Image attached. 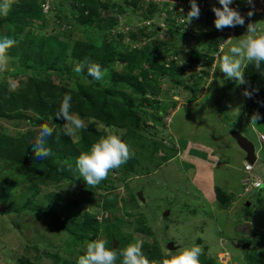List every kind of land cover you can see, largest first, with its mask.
<instances>
[{"label": "rangeland", "instance_id": "rangeland-1", "mask_svg": "<svg viewBox=\"0 0 264 264\" xmlns=\"http://www.w3.org/2000/svg\"><path fill=\"white\" fill-rule=\"evenodd\" d=\"M18 1L22 0H15ZM100 1L110 8H98L95 20L117 18L118 23L112 27L100 28L95 21L86 28L72 7L76 0H39L43 13L38 18L43 25L32 19L30 23L20 22L22 29L18 32L16 24L9 20L0 25V37L17 41L8 55L11 51L18 54L9 55L8 70L0 75V110L5 112L0 115V137L24 136L39 130L44 123L55 129L63 128L64 121L57 122L49 111L40 113L31 105L27 107L24 100L16 104L17 96L6 93L14 84L15 90L11 92L19 90L17 93L22 95L30 76L42 80L45 88L54 80L57 86L66 85L68 90H74V82L78 81L110 92L119 102L127 94L136 102L145 95L150 100L142 110L155 118H147L144 131L113 125L124 130L122 138L135 152L129 160L134 159V164L127 162L93 189L72 179L49 178L46 168L23 162L25 153L15 145L10 147L9 157L7 152L0 153V264L77 262L83 254V232L72 227V220H83L87 212L104 222L107 212L102 206L103 197L109 194L115 197L117 216L124 220L117 232L133 235L129 243L139 238L159 248L163 256L169 250V240H174L179 248L199 244L204 249L200 259L212 257L211 264H251L248 254L264 258V190L253 187L246 191L251 183L243 182L248 174L237 168L244 166L245 151L236 137L240 134L253 141L258 154L253 174L264 179V147L258 137L259 132H264V123L252 124L249 119L256 112L247 104L242 84L225 78L217 68L220 50L211 54L195 40H185L187 33L216 29L212 11L216 0H209L208 9H201L204 16L200 14L191 23H183L189 10L180 11L182 0H171L168 5L138 0V8L129 0ZM47 2L50 8L45 10ZM183 2L190 5L189 0ZM86 3L93 6L91 0ZM152 3L159 5L160 13L147 19L146 9ZM12 9L13 4L6 16ZM174 13L184 19H175L172 28L165 20ZM6 16L0 15V21ZM244 18L245 24L235 27L232 43L246 31L249 22L257 21L264 26V11ZM131 28L145 31L144 38L131 41ZM156 41L167 42L166 49L156 51L146 64L164 65L166 74L158 73L145 80L140 68L131 67L120 58L130 48L150 51L157 47ZM89 43L94 48L84 54L83 49ZM109 44L115 47L114 55L119 59L108 61L104 82L85 76L86 70L79 74L73 71L82 61L102 62L101 57L107 51L104 52V46ZM228 46L229 42L221 48L226 50ZM191 49L200 54L199 63L190 59ZM130 75L139 77L146 94L135 92L123 81L124 76ZM53 101L59 99L53 97ZM71 111L76 113L73 103ZM82 118L86 124L94 123L104 134L105 129L112 127L94 116ZM70 141L79 151L88 150L81 143V131ZM229 161L235 166L227 167ZM216 187L232 199L228 207L212 200L215 191L211 190ZM140 193L145 200L138 197ZM134 195L138 198L131 201ZM167 209L171 210L169 216H165ZM247 222L251 232L240 231L239 225ZM143 227L150 232L141 230ZM103 230L101 224L98 237L106 239ZM249 240L252 244L244 248L242 242ZM179 248L171 251L175 253ZM152 264L161 262L153 260Z\"/></svg>", "mask_w": 264, "mask_h": 264}, {"label": "trees", "instance_id": "trees-1", "mask_svg": "<svg viewBox=\"0 0 264 264\" xmlns=\"http://www.w3.org/2000/svg\"><path fill=\"white\" fill-rule=\"evenodd\" d=\"M88 1L89 0H76V2L72 4L73 9L75 8L74 10L78 11V13L80 14V23H82L86 28L93 24L95 21L98 23V26L100 28L112 27L115 23H118L117 18L113 19L108 17H100L98 20H95L98 8L102 6H109L107 4L103 5L100 0H91L93 1V6L90 7L86 3ZM129 1H131V3H133L134 6L138 8V0ZM233 4L234 8L237 9H246L248 7L247 2H244L242 0H233ZM118 7L121 6L118 5ZM148 7L150 8L148 10L146 9L145 13V17L147 19L152 18L156 14L160 13L158 12V10L160 11L159 5L152 3L149 4ZM88 8L90 9V11ZM42 13L43 11L39 0H22L14 2L11 13L0 21V25L5 20H9L10 22L16 24L15 32H18L22 29L20 22L30 23L31 19L36 20L38 24L43 25L44 22H41L38 18ZM176 16L177 14L174 13V15L169 16L165 20L166 23H169L170 27L172 28H174V21L176 19ZM131 29H133L132 31H130L131 41H141L144 38L145 34L143 33H145V31L142 32L141 29L139 31L134 30V28ZM171 31H173V29ZM222 36L223 35L220 34L217 29L203 30L199 31V34L187 33L185 40H195L197 45H202L206 49H208L211 54H215L219 51L220 39ZM154 43L157 45V47H159L160 45L162 47H154L149 51L148 48H130L128 46V48L130 49H128L125 53H122L120 58L129 66L140 68L141 75L145 80H150V78L153 79V75L158 73L166 74L163 71V68L166 66L162 65L160 67L157 64L151 66L146 64V61L151 60L152 56L156 54V51L160 52L166 49L164 45H167V42L156 41ZM93 48L94 44H87L83 49L84 54L90 52L91 50H93ZM114 48L115 47L110 44L104 46V52L106 50L107 51L101 57L102 62H99V64H101L104 68L107 67L108 61L119 59L114 55ZM189 51L190 59L194 63H199L202 59L200 54L192 49ZM14 53L11 51L9 52V55L13 57L18 56V54ZM24 57L28 58L27 56ZM211 59L213 58L211 57ZM261 68L262 70H264V64L261 65ZM179 72L181 71L176 70V73ZM18 73L19 72H17L16 74ZM84 75L90 77L86 72L84 73ZM245 76L248 80V84H243V90L245 91V89H248L253 93L250 98L245 96L246 102L249 105L250 109H252L254 112L260 113L261 118L258 120L259 123H264V109L262 107L264 106V104L261 102L262 98L264 97V75H261L260 71H257L251 64H249L245 69ZM121 78H123V76ZM28 79L29 82L25 85L22 91L24 93H22V95L20 93H17L19 92V90H17L16 92L7 91L6 93L10 96H17L18 99L15 102L16 104H18V100H24L26 106L31 105L32 107H35L40 113L49 111L51 116L59 123H62L63 120L55 118V113L58 111L59 105L62 102V98L65 93H71L72 103L74 104V111L77 114H79L81 117L94 116L98 121L103 122L106 125H117L121 128H130L134 130L141 129L142 131H144L147 127V118H155V116H150L151 114L147 115V113L142 110L144 106L148 104L150 98L145 97L144 94L147 93V90H145L143 82L140 81L139 77L137 76H124L123 81L128 85H131L135 92L144 95V98H141L140 102H136V99L130 94H127L124 97V100L119 102L111 96L110 92L94 89L90 85H86L78 81L74 82L76 85V88L74 90L70 88L68 90V87L66 85L60 86L59 84V86H57V83L54 80L49 82L48 86L45 88L43 86L42 80H37L35 77L31 76ZM43 90H46L45 94L43 93ZM18 96H21V98H19ZM53 97L58 98L59 101L54 102ZM156 104H158V102H156ZM2 114H5V112H2V110H0V115ZM159 119L160 118L158 117V120ZM86 125L87 127L81 130V143L87 150L94 142L98 140L100 136L105 134L102 130L98 129L94 123ZM38 133L39 130H34L20 137L2 135L0 137V153L4 155L7 152V155L9 157L8 151L12 145H15V147L20 148L25 153V156L22 160L23 162L46 168L47 176L49 178L56 180L72 179L79 182V184L83 183L84 185H86L85 182H82V177L78 178L79 173L76 169V158L79 156L81 151H79L76 146L71 143L70 137L63 135L61 129H55L53 135L47 140L48 146L51 148L52 155L48 158L40 160L34 156L32 151L34 140ZM57 133H60L58 139ZM156 145L159 146V144ZM164 155H166V153ZM131 162L134 164V159L128 161V163ZM215 191L217 193V202H219L223 207H228L232 201L229 195L225 193L220 187H216ZM138 197L137 195H134L131 201H134ZM103 198L104 203L102 204V206L104 211L107 212V216L104 218V222L101 223L99 219H96L94 214L86 212L84 214L85 218L83 220H77V222H75V220H72V227L75 226V230L83 232L82 241H85L86 239L88 240V236L90 238L89 240L97 238L98 232H100V226L102 224V227H105V230H103L104 232L102 234L106 236V239L109 242L108 246L115 247L113 238L116 237L119 240L118 249L123 250L128 245L129 239L133 235L120 234L117 232L119 231L120 226L123 225L124 220L123 218L117 216V208L114 206L115 197L112 198V194H109ZM124 201L126 202L127 200L124 199ZM141 230L150 232L148 228L144 227L141 228ZM143 251L151 262L153 260H159L160 262H162V260L165 259V256L161 255V250L159 248H153L147 242L143 243ZM248 255L249 259L252 260L251 264H264V258H262V255L260 257L255 254L257 258L250 254ZM211 259L212 257L202 258L200 259L201 264H211ZM72 264H77V262H72ZM117 264H119V261L117 262Z\"/></svg>", "mask_w": 264, "mask_h": 264}, {"label": "clouds", "instance_id": "clouds-1", "mask_svg": "<svg viewBox=\"0 0 264 264\" xmlns=\"http://www.w3.org/2000/svg\"><path fill=\"white\" fill-rule=\"evenodd\" d=\"M14 2L15 0H0V15L6 16ZM189 2L190 9L183 23H191L193 19L199 18V14L204 16L200 12L197 0H189ZM218 3L220 7L213 6L212 11L215 14L214 25L220 34H222L220 30L235 28L236 26H243L245 24L244 17L247 16L241 15L239 9L230 6L233 0H218ZM247 3L254 8V0H247ZM255 13L250 9L247 15L251 17ZM235 34L236 28L233 36ZM233 36L226 43H223L226 36L223 35L221 37L217 68L225 75V78L234 79L237 84H242L243 86V84H248L245 69L249 64L257 71H260L261 75H264V70L261 68V65L264 64V26L257 23V21L249 22L246 31L239 36V39L235 43L230 41ZM228 42L229 46L226 50L221 48L222 45L225 46ZM16 44L17 41L14 38L8 36L0 37V74L8 70L10 63L8 50ZM85 70L88 76L98 82H104L105 77L108 75V69L94 61H82L77 63L73 69L78 74ZM9 90H15V85H11ZM243 95L250 98L253 93L245 89ZM71 109L72 95L71 93H65L59 109L55 113V118L64 121L62 128L63 135L73 138L77 136L79 131L85 129L87 125L84 119L79 114L72 112ZM260 118V113L256 112L252 115L251 120L258 121ZM54 131L55 128L48 123L40 126L32 148L33 154L37 159L43 160L52 155L47 140L53 135ZM260 133L264 132L258 133L259 140ZM59 135L60 133H57V139ZM124 135V130L117 129L115 126L107 128L105 129V135L100 136L87 151H82L76 158V169L79 173L78 178L82 177L88 188H95L102 181L106 180L111 172L119 170L135 155L130 144L122 138ZM261 145L264 147L262 142ZM255 155L256 162L258 157L256 150ZM247 162L253 165V168L251 165H246V170L249 172L245 170ZM254 163L248 160L244 163V171L248 174V181H245V183H251V185L246 187L247 192H250L253 187L258 190H264V179L257 173L253 174ZM247 188L249 189L247 190ZM108 243L107 239L100 237L85 240L83 254L78 257L77 264H117L118 261L119 264H152L143 251L144 242L139 238L129 243L123 250L109 247ZM203 253L204 249L202 246L193 243L180 247L175 253L171 250L166 251L165 256L167 258L163 259L161 264H201L200 257Z\"/></svg>", "mask_w": 264, "mask_h": 264}, {"label": "built area", "instance_id": "built-area-1", "mask_svg": "<svg viewBox=\"0 0 264 264\" xmlns=\"http://www.w3.org/2000/svg\"><path fill=\"white\" fill-rule=\"evenodd\" d=\"M154 1H156V3L157 2L158 3L159 2L160 3L163 2V3H166L167 4L171 0H154ZM242 1L247 2V0H242ZM179 3H180L179 5L182 6L180 11L185 12L186 10H189L190 9V5L188 3H184L183 0L182 1H179ZM198 6L200 8V12H201V9L204 10V11H206L208 9V7L210 6L209 5V0H200ZM49 8H50V4H49V2H47V4H45V10H48ZM173 9H174V7H173ZM250 9L253 10V13L264 11V0H254V8H252V5L248 4V7L246 9H239V11H240L241 15L248 16L247 13H248V11ZM178 13H180V12H178ZM182 19H184V18H179L178 16H176V20L181 21ZM220 32L223 35L226 36V39L223 42V43H226L233 36V34L235 33V28L223 29V30H220ZM260 140H261L262 144L264 145V133H260ZM246 165H251L252 168H253V165L251 163L247 162L245 164V170H246ZM247 172H249V171H247ZM248 189L249 188H247V190Z\"/></svg>", "mask_w": 264, "mask_h": 264}, {"label": "water", "instance_id": "water-1", "mask_svg": "<svg viewBox=\"0 0 264 264\" xmlns=\"http://www.w3.org/2000/svg\"><path fill=\"white\" fill-rule=\"evenodd\" d=\"M261 102L264 103V97L262 98ZM236 137L239 141V145L242 147V149L247 154V156H246L247 160L254 163L255 159H256V155H255V144L253 143V141L250 140L248 137H246L244 135H240V134L237 135ZM139 196L142 200H145V198L143 197V195L141 193L139 194ZM170 212H171V210L167 209L165 212V216H169ZM238 229L242 232H249L250 231V222L245 223V225H239ZM118 243H119V241L117 240V238L114 237V246L116 248H118ZM168 248H169V250H175V249L179 248V245L175 244L174 240H169Z\"/></svg>", "mask_w": 264, "mask_h": 264}, {"label": "crops", "instance_id": "crops-1", "mask_svg": "<svg viewBox=\"0 0 264 264\" xmlns=\"http://www.w3.org/2000/svg\"><path fill=\"white\" fill-rule=\"evenodd\" d=\"M217 4H218V0H216L215 1V3H214V5H215V7H217ZM233 7H234V4L232 5ZM199 17H200V14H199ZM213 80V79H212ZM179 108V107H178ZM246 112H247V110H246ZM248 115V114H247ZM251 122H252V124L253 125H256L258 122L257 121H253V120H251V118L249 119ZM260 141V140H259ZM261 143V142H260ZM240 146V145H239ZM241 147V146H240ZM258 155V154H257ZM246 156H247V154H246V152L244 153V158L242 159L243 160V165H244V163L247 161V159H246ZM232 161V160H231ZM231 161H229V162H227V167L228 166H235ZM237 168H239V169H241V170H243L244 171V166L243 167H237ZM248 175L243 179V182L245 183V181H248ZM216 189V188H215ZM215 189L213 188L211 191L213 192V190L215 191ZM213 201L215 200L216 202H217V198H216V191H215V193H213ZM232 202V201H231ZM231 204V203H230ZM251 225H252V222H251Z\"/></svg>", "mask_w": 264, "mask_h": 264}, {"label": "flooded vegetation", "instance_id": "flooded-vegetation-1", "mask_svg": "<svg viewBox=\"0 0 264 264\" xmlns=\"http://www.w3.org/2000/svg\"><path fill=\"white\" fill-rule=\"evenodd\" d=\"M251 232V231H250ZM239 242H241V241H239ZM251 241L249 240L248 242H246V241H243L242 242V245H243V247L245 248V246H249V245H251V243H250Z\"/></svg>", "mask_w": 264, "mask_h": 264}]
</instances>
